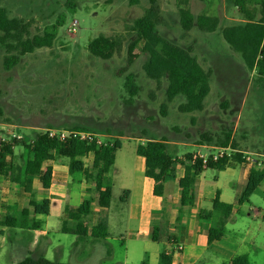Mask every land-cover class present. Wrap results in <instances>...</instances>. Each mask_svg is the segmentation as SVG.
I'll use <instances>...</instances> for the list:
<instances>
[{
  "label": "rangeland",
  "instance_id": "374dc122",
  "mask_svg": "<svg viewBox=\"0 0 264 264\" xmlns=\"http://www.w3.org/2000/svg\"><path fill=\"white\" fill-rule=\"evenodd\" d=\"M158 2L164 23L157 26V32L176 45L191 47L199 64L211 70L210 91L202 111L179 112L178 105L184 102V97L178 95L166 103L165 115L160 113L167 81L162 78L157 85L145 75L142 65L146 55L139 51V46L132 66L127 72H120L125 65L130 39L125 25L142 15L148 0H77L72 10L67 8L65 0H0V6L7 10L9 17L29 22L31 35L40 34L54 23L60 24L51 47L22 56L9 71L2 67L3 51L0 50V125L8 136L13 133L21 136L17 139L20 141L29 140L47 128L83 126L102 141L121 142L107 174L112 192L106 213L111 237L116 233L125 234L135 225L128 217L126 205L134 197L136 174L132 172V163L137 144L149 138L164 139L168 152L182 158L186 153L211 150L197 146L202 133L221 136L229 131L237 148L264 154V86L256 82L255 73L246 68L240 54L231 50L219 31L221 27L242 22L243 15L226 0ZM180 9H188L193 16L200 13L217 16L219 29L200 32L193 27L184 32L179 23ZM98 35L122 37L120 52L108 60L92 56L87 45ZM128 72L133 74L139 87L130 101L123 87ZM24 159L25 151L18 144L14 147L13 161L23 163ZM213 172L207 169L208 175ZM73 175L80 176V173ZM5 181L0 178L3 186ZM37 188L39 192V183ZM16 189L21 190L18 186ZM35 193L37 195L36 190ZM227 194L224 199L234 200L232 189H228ZM67 203L75 201L68 199ZM20 204L27 205L23 201ZM92 204L98 207L96 202ZM61 206L66 205H50L47 220L54 230L48 237L38 239L35 246L36 234L1 228L0 264H13L25 256L40 255L67 264H116L121 261L124 249L118 239L110 237L106 245H97L85 252L84 244L75 243L73 235L57 230L61 225ZM93 215L86 217L87 223H97L104 217L101 213ZM45 218L40 215L36 219L41 222L40 226ZM167 231L164 225L159 229L160 235H166ZM139 245L128 248L127 264H142L144 257H139ZM163 245L164 242H149V250ZM107 250L109 257L105 255ZM249 262L262 264L263 256L249 257ZM149 264L154 263L149 261Z\"/></svg>",
  "mask_w": 264,
  "mask_h": 264
},
{
  "label": "trees",
  "instance_id": "16d2710c",
  "mask_svg": "<svg viewBox=\"0 0 264 264\" xmlns=\"http://www.w3.org/2000/svg\"><path fill=\"white\" fill-rule=\"evenodd\" d=\"M232 4L240 14L243 21L219 29V18L213 15L200 13L193 16L188 9H180L179 23L184 32L196 27L200 32H214L219 29L223 40L231 50L240 54L246 68L255 73L256 82L264 86V0H226ZM77 0H65L68 9H74ZM250 5H252L250 7ZM164 23L158 0H148V6L142 15L125 25L129 41L126 46L125 65L120 69L125 73L137 58V48L146 55L142 69L145 75L154 80L157 85L160 79L167 81L165 89V102L160 106V113L165 115L166 103L176 96L184 97V102L178 105V111L189 113L202 111L204 99L210 91V69H204L192 55L191 47L183 48L161 36L156 28ZM59 22L46 28L40 34H30V24L20 18L9 17L7 10L0 6V50L3 51L2 67L9 71L18 64L20 58L32 53L36 49L51 47ZM122 37H106L98 35L89 41L87 49L92 56L102 60L110 59L121 50ZM123 87L128 93L129 101L135 96L139 87L134 82V76L128 72L124 76ZM74 129L88 130L83 126H74ZM200 143L213 147H226L231 145L237 148L231 140L230 132L222 135L211 136L204 132L200 135ZM202 142V143H201ZM204 142V143H203ZM20 144L25 151L23 163L14 162V147ZM121 142L114 140L101 145L94 141L64 140L50 138L45 132L35 134L31 139L0 143V177L16 184L28 196L27 205L7 207L4 215L0 216L1 228L33 231L40 224L35 219L36 215L48 213L47 200L40 203L36 200L33 179L38 178L42 189L46 190L51 182V169L49 166L43 170L44 162L55 157L68 159L69 174L81 173L86 179H92L97 192V203L102 208H107L111 203V185L107 174L115 162V155ZM89 153L94 155L93 173L84 165L81 158ZM135 153L144 159V176L153 181L152 193L154 197L163 194L164 183L176 178V167L181 165L184 173L179 178V204L191 206L195 202L194 183L197 176L205 169L223 170L227 167L241 163L237 156L225 157L217 161L209 160L203 165L200 160L191 163L194 153H186L182 158L172 156L167 150L164 139H147L135 146ZM264 183V167H252L237 204L248 203L255 190ZM124 196L127 192L123 193ZM124 201L123 199H121ZM91 197H85L77 207L65 206V216L62 220L61 232L75 236V243L82 241L87 235L92 238H106L108 231L105 223L97 222L87 228L86 217L91 213ZM233 205L219 200L215 195L210 210H201L199 218L214 219L207 229V242L218 241L225 233V223ZM217 215L215 218L214 216ZM158 228H153L151 239L159 240ZM169 242V241H168ZM171 256L161 253L158 264H170ZM13 264H67L50 261L43 256H25ZM144 264V262L142 263ZM229 264H250L247 256L236 255ZM264 264V260L262 262Z\"/></svg>",
  "mask_w": 264,
  "mask_h": 264
},
{
  "label": "crops",
  "instance_id": "0c3cea01",
  "mask_svg": "<svg viewBox=\"0 0 264 264\" xmlns=\"http://www.w3.org/2000/svg\"><path fill=\"white\" fill-rule=\"evenodd\" d=\"M197 146L210 147L204 144H198ZM81 159L92 172L96 170L94 167L95 158L92 153ZM47 166L51 169V182L48 189L41 188L38 192L37 184L39 180L38 178L33 179V188L37 191V202L44 199L49 202L48 213L42 222L43 225L29 231L36 234L33 245L35 246L42 236L48 237L50 231L54 230V228H50L47 220L52 203H64V205L74 208L81 203L84 197L92 198L91 213L88 216L96 213L104 215L102 221L98 222L105 223L109 235L106 238L97 239L87 235L80 241L84 244L85 249L82 248L85 252H88L97 245L101 247L104 244L106 245L107 240L111 237L109 221L106 217L110 207L102 208L98 205L93 180L86 179L81 173L80 176H75L74 173L69 174L68 159L64 157H55L44 162L42 169L44 170ZM207 169L205 168L195 180L194 204L181 206L179 204L180 194L177 182L183 176V167L177 165L175 180L165 182L163 194L154 197L152 193L153 181L144 176V159L135 155L132 163V172L136 174V181L133 186L134 197L132 200H128L126 205L128 217L135 222V225L125 234L116 233L111 237L118 239L124 249L121 261L116 264H127L128 248L131 245L136 246L137 243L140 244L138 246L141 251L139 257H144L141 260V263L144 262V264H149V261L158 264L161 253L171 256L170 264H229L230 260L236 255H245L249 260V257H255L258 254H261L264 260V183L255 190L248 203L238 205L237 199L243 190L251 168L239 163L223 170L210 169L214 170L215 173L209 175ZM221 176L225 179L224 181L221 180ZM4 186H7V188H3ZM4 186L0 184V216L5 214L7 207H25L20 203L21 201L27 203L28 201V196L21 190L18 191L16 189L17 185L9 182L8 179H6ZM228 189H232L235 195L234 200H231L232 202L224 199V197H228ZM216 194H218L220 201L232 204L233 209L226 220L223 238L208 243L207 229L214 219H201L199 218V212L211 209ZM68 199L71 202L75 201V203L68 204ZM93 202H96L98 207L95 208ZM64 209L65 206L60 207L61 225L57 228L60 232L62 220L65 216ZM38 216L40 215H36L35 219L38 220ZM214 217L216 218L217 215ZM39 224H41L40 221ZM94 224L88 222L87 228L90 229ZM163 225L168 228L166 235H160L159 233V229ZM153 228H158L157 237L159 240L157 241L151 239ZM149 242H164V245L157 250H149ZM105 255L109 257L110 251H105Z\"/></svg>",
  "mask_w": 264,
  "mask_h": 264
},
{
  "label": "built area",
  "instance_id": "2783aa9c",
  "mask_svg": "<svg viewBox=\"0 0 264 264\" xmlns=\"http://www.w3.org/2000/svg\"><path fill=\"white\" fill-rule=\"evenodd\" d=\"M44 132L47 134L48 137L56 138L59 141H64L68 139L78 141H94L98 146L107 143L105 141H102L97 134L87 130H80L74 128H47ZM20 138L21 136L16 135L14 133L8 136L0 125V143L11 142L14 139ZM207 148L211 149L208 153H194L191 158V163L196 160H200L203 165H206L209 160L217 161L221 158L237 156L240 159L241 163L247 167H264V154L254 153L239 148H233L231 145H227L226 147L210 146Z\"/></svg>",
  "mask_w": 264,
  "mask_h": 264
}]
</instances>
